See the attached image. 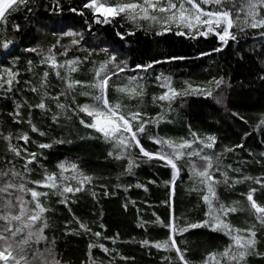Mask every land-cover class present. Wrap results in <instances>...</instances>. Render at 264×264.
<instances>
[{
  "label": "trees",
  "instance_id": "trees-1",
  "mask_svg": "<svg viewBox=\"0 0 264 264\" xmlns=\"http://www.w3.org/2000/svg\"><path fill=\"white\" fill-rule=\"evenodd\" d=\"M85 2L29 0L27 5H21L8 16L6 24L0 25V74L9 68L19 73V83L13 85V92L0 90V133L3 136L11 133L13 137L29 135L30 142L26 145L15 138L12 143L40 154L38 162L29 165L33 169L30 179H41L45 170L59 172L57 166L65 161L78 164L85 174L93 177L83 191L68 194L67 205L59 202L61 197L47 199L51 210L47 213L50 227L45 234L55 239L63 264H90V259L95 264H177L175 252L143 246L140 242L168 239L169 229L163 225L169 223L170 215L174 214L181 226L205 220L206 205L201 199L203 192L195 190L200 186L190 175L191 161L187 158L178 162L181 171L175 180L174 195H171L169 182L173 170L163 161L140 157L138 149L132 151L131 157L117 159V151L111 143L80 123L81 119L87 122L91 118L71 109L62 112L56 107L57 101H47L49 111L30 109L28 105L39 100L30 86L36 85L45 71L49 72L48 91L52 96L66 91L55 70L41 63L40 50L46 55L52 49L60 62L78 58L81 61L79 70L72 78L86 84L93 81L94 72L101 64L115 57L108 64L109 74L116 66L124 67L125 71L112 77L109 100L121 102L126 110H140L147 118L161 117L158 123H150L141 136V143L148 151L155 152L160 147L149 137L181 141L191 140L192 133L201 139L214 136L215 147L204 149L203 154H223L221 172L227 171L230 178L228 185H217L219 201L225 205L238 203L244 209L228 217L232 225L251 226L254 217L247 211L246 194L250 188H256L254 198L264 204V187L252 180L233 186L232 181L244 177L264 178V126L259 125L264 118V35H261L264 30L239 32L234 29L237 39L224 45L215 35L203 37L188 30H184L186 35H177L179 30L174 26L172 31L158 34L161 28L145 30L119 18L111 24H98L91 12L83 8ZM72 8L77 11H71ZM67 31L77 32L78 36L64 35ZM72 39H78L79 44L72 45ZM4 43L9 46L4 48ZM53 45H56L54 49ZM30 48L38 51H28ZM218 48L222 50L215 51ZM65 49L67 55H61ZM61 72L63 74V70ZM132 77L143 85L144 95L136 100L115 91ZM213 78L224 81L213 97L179 96L171 105L153 99L167 91L162 85L169 80L171 86L180 91L186 83L206 85ZM83 91L98 94L94 89L77 87L67 96H61L59 102L73 108L93 104V95L84 96ZM17 103H25L20 117L12 115ZM53 115L59 117L55 122ZM17 119L22 122H15ZM29 119L45 133L44 136L31 130ZM3 136H0V167L12 160L17 168H22L23 161L7 151ZM56 140L64 143H54ZM41 143L53 146L40 149ZM241 144L243 147H236ZM200 147L193 145L194 149ZM229 148L234 151H225ZM131 159H135L138 166L128 173L126 169ZM216 176L223 180L221 173ZM157 218L163 224L157 223ZM77 221L86 224L91 231L79 229ZM256 231L259 255L249 256L246 264H264V227L257 225ZM97 232L101 233L99 237L94 235ZM112 237H117L115 243ZM176 240L181 249L186 250V259L191 264H202L208 253L222 251L231 243L229 237L208 227L177 235ZM90 244H103L115 251L109 254L94 247L90 258Z\"/></svg>",
  "mask_w": 264,
  "mask_h": 264
},
{
  "label": "snow or ice",
  "instance_id": "snow-or-ice-1",
  "mask_svg": "<svg viewBox=\"0 0 264 264\" xmlns=\"http://www.w3.org/2000/svg\"><path fill=\"white\" fill-rule=\"evenodd\" d=\"M28 2L29 0H0V25L6 24L8 16L21 5H27ZM83 8L91 12L95 23L98 24H111L119 18L145 30L159 26L162 31L158 34L172 31L174 26L179 30L176 32L177 35H186L184 30L203 37L215 35L224 45H227L229 40L235 41L237 39L234 29L239 32H244L246 29L264 30V0H86ZM71 11L76 12L77 10L72 8ZM79 14L83 15L84 13L80 12ZM15 27L19 31V26ZM64 35L76 37L78 33L67 31ZM261 35H264V32H261ZM71 44L78 45L79 40L72 39ZM8 46V43L3 44L4 48ZM55 47L56 45H53V49ZM221 50L215 49V51ZM28 51L37 52L38 49L30 48ZM40 54L42 56L41 63L55 70V75L64 82L66 91L57 96H52L48 91L49 72L45 71L38 83L30 86V91L39 96L37 103L28 105L30 109L49 111L47 101H57L56 107L62 112L71 109L91 118L87 122L81 119L80 123L86 128L94 129L107 142L111 143L114 150L117 151V159L124 158L126 155L131 157L132 151L138 149L140 157L163 161L165 166L173 170L172 180L169 182L172 185L171 195H174L175 180L181 171L178 162L186 158L191 161L190 175L200 186L195 190L203 192L201 199L206 205V219L199 223L181 226L176 222L174 214L170 215L169 223L163 225L169 229L168 239L159 242L143 240L140 242L143 246L175 252L177 264H191L186 259V250H182L178 245L176 236H182L195 228L208 227L212 231L221 232L229 237L231 243L222 251L208 253L202 264H246L249 256L259 255L256 251V226L264 227V204L258 203L254 198L257 189L250 188L246 194L247 211L254 217V223L246 228H238L230 223L228 217L244 209L240 208L238 203L225 205L219 201L217 185L220 183L228 185L230 178L227 171L221 172V155L223 154L217 156L203 154L204 149L215 147L216 138L214 136L201 139L196 133H192L193 138L191 140L181 141L149 137L154 144L160 147L155 152L148 151L141 143V136L146 133L150 123H158L161 117L147 118L146 113L140 110H126V106L121 102L112 103L109 100L108 90L111 86L112 77L125 71L124 67L116 66L115 70L109 74L108 64L112 63L115 57L101 64L94 72L93 81L86 84L72 78V74L79 70L78 66L81 61L78 58L60 62L52 49H49L46 55L43 50H40ZM61 55L66 56L67 49ZM173 59L177 58L174 57ZM28 63L31 65L32 62L29 61ZM61 70H63V74ZM18 75L19 73L11 68L6 69L3 74H0V90L6 93L13 92V85L19 83ZM223 84L222 78H213L206 85L186 83L184 89L177 91L171 86L169 80L162 85L167 88V91L153 99L166 101L171 105L172 101L179 96L213 97L214 91ZM77 87L96 90L98 94L95 95L88 91L81 93L84 96L93 95L94 103L73 108L72 105L66 107L64 103L59 102L61 96H67L69 92H74ZM115 91L132 100L144 95L143 85L137 83L135 77L129 78L127 83L122 86H117ZM25 103H17L16 110L12 115L20 117V109L25 106ZM52 118L54 122L59 119L57 115H53ZM15 122L20 123L22 121L17 119ZM28 124L33 132H38L40 136L45 135L32 124L30 119ZM259 125L264 126V118L259 121ZM0 136L3 134L0 133ZM14 138L22 140L25 145L30 142L27 133L16 137H13L11 133L3 136L7 142V151L12 153L13 157L21 158L23 164L22 168H17L16 164L9 160L8 165H11L10 167L8 165L0 167V264H63L56 251L55 239H50L45 234L50 227L47 213L51 210L47 205V199L50 196L61 197L59 202L67 205L69 203L68 194L83 191L86 185L92 183L93 177L85 174L78 164L65 161L57 166L59 172L50 173L45 170L41 179H30L33 169L29 165L38 162L40 154L29 152L27 148H21L12 143ZM54 143H64V141L56 140ZM194 144H199L201 147L194 149ZM52 146L51 143H41L38 148L47 149ZM236 147H243V145ZM225 151L231 152L234 149L229 148ZM109 155L111 156L113 153L109 152ZM136 166H138L136 160L131 159L126 171L131 173L133 167ZM229 167L231 166L229 165ZM66 172H72L73 175L66 176L64 175ZM216 173H221L223 180L218 179ZM245 180H252L255 184L264 187V178L254 179L252 177L232 181V185L242 183ZM69 181L76 183L73 185ZM39 189H47V191ZM77 223L79 229L85 232L91 231L86 224L79 221ZM157 223L163 224L159 218H157ZM140 226L143 227V223ZM94 235L99 237L101 233L97 232ZM111 239L115 243L117 237ZM41 245H43L42 249ZM94 247H99L109 254L111 251H115L108 249L103 244H90V258L91 249ZM165 259L170 260L169 257H165ZM90 264H95V261L90 259Z\"/></svg>",
  "mask_w": 264,
  "mask_h": 264
},
{
  "label": "rangeland",
  "instance_id": "rangeland-1",
  "mask_svg": "<svg viewBox=\"0 0 264 264\" xmlns=\"http://www.w3.org/2000/svg\"><path fill=\"white\" fill-rule=\"evenodd\" d=\"M157 28H160L159 26H157Z\"/></svg>",
  "mask_w": 264,
  "mask_h": 264
}]
</instances>
